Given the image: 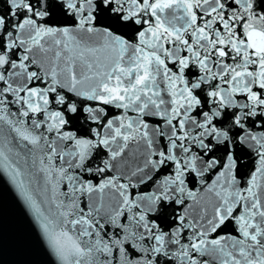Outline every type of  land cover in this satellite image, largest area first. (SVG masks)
<instances>
[{
    "label": "snow or ice",
    "instance_id": "snow-or-ice-1",
    "mask_svg": "<svg viewBox=\"0 0 264 264\" xmlns=\"http://www.w3.org/2000/svg\"><path fill=\"white\" fill-rule=\"evenodd\" d=\"M5 187L47 264H264V0H0Z\"/></svg>",
    "mask_w": 264,
    "mask_h": 264
},
{
    "label": "water",
    "instance_id": "water-1",
    "mask_svg": "<svg viewBox=\"0 0 264 264\" xmlns=\"http://www.w3.org/2000/svg\"><path fill=\"white\" fill-rule=\"evenodd\" d=\"M0 256L4 264H47L48 259L7 187L0 190Z\"/></svg>",
    "mask_w": 264,
    "mask_h": 264
}]
</instances>
